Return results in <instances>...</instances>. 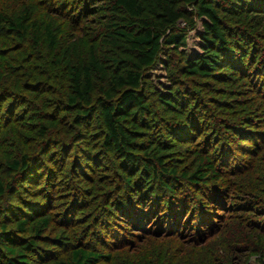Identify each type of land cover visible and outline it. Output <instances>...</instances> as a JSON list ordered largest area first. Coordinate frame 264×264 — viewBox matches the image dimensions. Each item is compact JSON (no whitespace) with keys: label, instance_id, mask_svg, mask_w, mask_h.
Segmentation results:
<instances>
[{"label":"rangeland","instance_id":"1","mask_svg":"<svg viewBox=\"0 0 264 264\" xmlns=\"http://www.w3.org/2000/svg\"><path fill=\"white\" fill-rule=\"evenodd\" d=\"M62 1L73 0H0L3 11L28 8L35 21L31 31L37 37L31 32L24 40L12 34L0 36V177L10 185L2 201L31 213L20 238L34 241L40 252L47 248L51 255L45 260L67 259L74 248L81 247L108 255L97 264H264V90L258 85L259 77L239 70L232 79L203 80L187 75L179 68L174 48L162 45L155 64L142 74L145 96L155 112L153 130L135 122L128 125L138 140L156 141L151 137L154 131V136H165L159 119L169 113L153 92L170 86L190 89L193 94L186 100L193 110L191 118L196 116L200 127L191 136L171 139L173 151L165 158L166 166L181 177V173L196 170L199 158L209 157L219 176L207 185L220 190V199L206 203L211 211L206 224L193 225L192 221L174 232L158 228L154 220L139 226L120 215L114 219L110 212L118 178L98 150L101 124L96 113L81 124L73 119V107L65 104L68 83L62 60L64 50L74 65L85 62L90 48L98 56L106 53L102 38L107 2L91 0L89 9L80 13L81 2L72 11L67 6L62 9ZM185 9L186 16L193 12L191 6L185 5ZM79 13L75 20L71 18ZM190 18L195 21L193 15ZM196 24L192 30L182 19L176 26L177 32L187 33L184 49L189 54L200 48L201 29ZM45 26L55 37L52 47ZM258 39L257 58L264 56V38ZM175 106L170 117L183 118L184 107ZM239 129L252 136L248 138ZM76 144L95 150V158H82V153L78 158ZM223 149L224 157L220 156ZM22 155L32 165L38 160L30 183L21 172L5 171L7 159L20 160ZM178 181V190L201 195L198 185ZM31 200L37 202V212L27 207ZM40 215L50 216V221L37 235L34 226ZM18 217L19 213L9 215L11 221L0 216V224L6 222L13 228ZM183 219H190L189 212ZM38 251L23 250L31 264L44 261Z\"/></svg>","mask_w":264,"mask_h":264},{"label":"trees","instance_id":"2","mask_svg":"<svg viewBox=\"0 0 264 264\" xmlns=\"http://www.w3.org/2000/svg\"><path fill=\"white\" fill-rule=\"evenodd\" d=\"M90 1L73 0L68 4L62 1L60 5L62 9L67 6L75 11L81 2L83 7L77 11L81 13L89 9ZM106 2V28L102 38L107 47L106 53L98 56L90 48L85 62L74 65L69 62L68 53L64 50L62 60L68 83L65 104L73 107V119L77 124H81V120H90L96 113L101 124L98 150L108 159L119 180L116 182L117 189L112 200L114 207L110 210V216L116 219L120 215L124 221L139 226L144 225L148 219L154 220L158 228L169 232L178 231L192 221L193 225L206 224L211 213L206 203L220 199V190L213 188L212 184L207 185L212 177L219 176L215 173L217 169L214 162L209 157L199 158L193 173H181L179 177L175 175V169L167 168L169 164L165 159L173 151L170 146L172 138L191 136L200 127L196 116L193 117L195 120L191 118L190 111L193 110H189L190 102L186 100L187 95L193 92L186 86H170L169 90L155 89L153 93L157 101L169 114L159 119L166 135L154 136V131L151 136L156 140L154 142L138 140L128 122L142 124L150 131L153 130L152 116L155 112L145 96L142 74L155 64L162 45L174 48L179 68L187 75L203 80H217L232 79L235 70L246 74L251 71L259 77L258 85L264 90V56L257 58L259 47L256 42L258 38H264V0ZM185 5L193 9L189 16H186ZM80 13L71 14V18L75 20ZM192 15L195 21L190 18ZM182 19L189 22L192 30L196 29L197 22L201 29L198 34L200 48L190 54L184 49L187 33L176 31L177 23ZM34 24L28 8L12 12L0 10V36L12 34L24 40L32 33L31 27ZM44 29L49 36V46L52 47L55 37L51 35L48 26ZM32 36L36 39V32ZM225 69H229V72L225 73ZM175 105L184 107V112H181L185 114L183 118L170 117V113L177 109ZM238 131L248 138L252 136L245 130ZM79 146L76 144L78 158L79 153L88 160L95 158V150ZM225 152L223 149L220 156L224 157ZM29 160L27 155H22L20 160L7 159L5 171L21 172L24 181L29 182L39 165L38 160L35 159L33 165ZM41 165L47 168L46 163L41 162ZM80 169L83 170L82 167ZM179 179L198 185L201 195L195 197L178 190L180 186L177 185H181ZM23 182L21 185L26 188ZM9 187L0 177V216L10 219L9 215L17 217L19 213V217L13 220V228L8 227L6 222L0 224V264H31L30 257L23 250L37 248L38 251V247L31 239L19 236L26 232L31 213L24 212L10 201H2ZM29 203L27 207L30 212L40 209L34 200ZM197 208L200 210L197 211ZM188 212L190 219H183ZM21 213L24 215L20 216ZM49 221L48 215L36 217L34 228L37 235L44 232ZM21 241L23 243L20 244ZM38 255L44 260L41 264H97L102 259H108V255L81 247L74 248L67 259L52 257L45 260L51 255L47 248L43 252L38 251Z\"/></svg>","mask_w":264,"mask_h":264}]
</instances>
